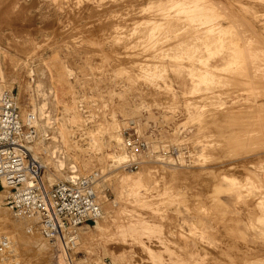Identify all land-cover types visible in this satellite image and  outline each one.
<instances>
[{
    "label": "rangeland",
    "instance_id": "1",
    "mask_svg": "<svg viewBox=\"0 0 264 264\" xmlns=\"http://www.w3.org/2000/svg\"><path fill=\"white\" fill-rule=\"evenodd\" d=\"M0 81L43 178L98 171L104 212L68 258L0 224V264H264V0H0ZM132 119L179 156L122 167Z\"/></svg>",
    "mask_w": 264,
    "mask_h": 264
},
{
    "label": "built area",
    "instance_id": "2",
    "mask_svg": "<svg viewBox=\"0 0 264 264\" xmlns=\"http://www.w3.org/2000/svg\"><path fill=\"white\" fill-rule=\"evenodd\" d=\"M135 129L136 121L132 119L121 130L122 144L129 154L122 164L125 169L137 170L143 160L153 159L156 154L166 159L179 154V148L172 145L154 151L146 136ZM37 137L35 126L23 123L13 90L0 83V182L8 188L7 202L16 214L36 218L47 240L68 245L81 225L101 217V203L94 188L100 175L95 171L48 184L43 178L45 168L31 150ZM8 245V239L0 236V254Z\"/></svg>",
    "mask_w": 264,
    "mask_h": 264
},
{
    "label": "bare ground",
    "instance_id": "3",
    "mask_svg": "<svg viewBox=\"0 0 264 264\" xmlns=\"http://www.w3.org/2000/svg\"><path fill=\"white\" fill-rule=\"evenodd\" d=\"M124 3V2H123ZM178 9V8H177ZM141 11V10H140ZM184 12V11H183ZM172 14V13H171ZM187 14V13H186ZM174 15H175V13H174ZM197 15V14H196ZM193 16V15H192ZM183 20V19H182ZM173 23V22H172ZM188 25V24H187ZM180 26V25H179ZM147 28V27H146ZM184 28V27H183ZM145 29V28H144ZM152 30V29H151ZM162 30V29H161ZM169 30V29H168ZM194 35V34H193ZM247 61V60H246ZM41 80V79H40ZM42 81H44V80H42ZM47 81V80H46ZM49 81V80H48ZM0 83H1V85L3 86V88H6V89H8V90H10L11 88H9V86L7 85V84H4L3 82H1L0 81ZM42 84V83H41ZM56 85V84H55ZM23 88V87H22ZM57 88V87H56ZM42 89H43V87H42ZM55 91V90H54ZM40 93V92H39ZM43 93V92H42ZM54 93H56V92H54ZM38 94V93H37ZM54 95V94H53ZM57 94H55V96H56ZM18 97H21L20 95H18ZM53 97V96H52ZM15 99H16V97H15ZM18 99V98H17ZM50 99V98H49ZM20 100V99H19ZM51 100V99H50ZM49 100V101H50ZM51 102V101H50ZM16 104H17V102H16ZM17 106H18V104H17ZM42 106V105H41ZM20 107V106H19ZM24 108V107H23ZM21 110V109H20ZM20 110H19V112H20ZM43 112V111H42ZM53 114V113H52ZM20 116H21V113H20ZM27 116V115H26ZM43 117H44V115L42 116V120H43ZM27 118V117H26ZM54 119H55V117H53ZM22 119V118H21ZM53 119V120H54ZM42 120H40L39 119V122H40V124L42 125V129H43V132H44V130H46L44 133H45V135L46 136H44V137H42V138H44V139H48L50 136H51V134L49 133V131H48V125H49V123H48V121H46V120H44V121H42ZM23 121V120H22ZM43 123H42V122ZM54 122H55V120H54ZM56 123V122H55ZM34 125H35V123H34ZM36 125L38 126V123H36ZM57 125V124H56ZM36 128V127H35ZM54 128H55V126H54ZM41 129V130H42ZM56 131H57V129H55ZM36 131H37V133H40V132H38L39 130L36 128ZM42 134V133H41ZM49 134H50V136H49ZM117 135V134H116ZM39 137V136H38ZM41 138V137H40ZM149 141H151V139H150V137L148 136V137H146ZM50 140V139H49ZM119 141V140H118ZM43 142H45V141H43ZM48 142V144L50 145V143H49V141H47ZM121 145H120V148H121V151H120V154H119V156H117V157H119V159H118V161L120 162V161H123L124 160V158H125V156H126V161H127V159L129 158V154L127 153V150L125 149V147L123 146V144H122V133H121V143H120ZM44 146V143H42V140H40V142L39 143H37V148L39 149V148H41V147H43ZM158 147V146H157ZM44 148V147H43ZM45 149V148H44ZM153 149H157L156 148V145H153ZM165 149H166V147H165ZM50 150V153H51V155H52V151H51V149H49ZM57 150V149H56ZM34 151V150H33ZM45 151V150H44ZM35 152V151H34ZM63 152V151H62ZM125 154H124V153ZM45 153V152H44ZM48 153V152H47ZM50 155V154H49ZM179 156V154L176 156V157H178ZM59 157V156H58ZM175 157V158H176ZM156 161L157 160H159V161H163V160H165L166 158H164V156H161V155H159V154H156ZM64 159H66V158H64ZM169 159H171V160H173V158H169ZM168 159V160H169ZM51 160V159H50ZM167 160V159H166ZM176 160V159H175ZM126 161H124V163L126 162ZM149 161V160H148ZM147 160H143L142 162H141V166H140V168L144 165V164H147V163H150V162H148ZM53 162V161H52ZM59 162V161H58ZM62 162V161H61ZM66 163V162H65ZM45 166V165H44ZM65 167V166H64ZM68 167V166H67ZM81 170H80V168L77 166V165H75V164H71V166L69 167V172H67V175H66V179H69V180H74V179H76L77 177H79L80 175H81V172H80ZM132 177V176H131ZM136 177V176H135ZM124 180H125V178H124ZM131 184V183H130ZM134 185V184H133ZM95 190H96V185H95ZM7 190H8V188H7V186L3 183V182H0V224L1 225H9V226H14V227H16L17 228V230L19 231L20 230V227H21V224H23V222H25L26 223V226H28V224H29V226H30V228L32 227V223L34 222V220L36 219V218H33V217H29V218H27V217H24V216H21V215H18V214H16L12 209H11V211L13 212V214L14 215H16V216H18V217H20V218H14V217H12V215H11V213L8 211V209H7V207H6V203L4 202V195L5 194H7ZM96 193H97V190H96ZM98 197V196H97ZM98 200H99V202L101 203V205H102V203L103 202H101L100 201V199L98 198ZM103 200V199H102ZM11 208V207H10ZM101 209H102V206H101ZM105 209V208H104ZM103 210H102V214H101V217L100 218H102V216H103ZM24 218V220H21V219H23ZM26 218V219H25ZM100 218H98V219H96L95 221H97V220H99ZM98 222V224H99V221H97ZM35 224V223H34ZM80 228V227H79ZM79 228L77 229V231H76V234H75V237L72 239V241L70 242V244H68V245H63L61 242H56V243H53L52 242V244H54V246L55 247H57V246H59V247H61V248H63L62 249V254L63 255H65V254H67V251L66 250H68L69 248H71V249H74V245H75V243L77 242V239H78V234H79ZM32 230H34L33 229V227L31 228ZM3 233V232H2ZM25 234H27L28 235V237L30 238V239H32L33 240V242H34V244H35V248L37 249V250H39L40 252H41V250H43V249H45V244L43 243V241L41 240V239H38L39 238V234H37L35 231H34V236H32L31 234H29L28 232L27 233H25ZM41 234V233H40ZM42 235V234H41ZM84 236V233H82V236H80L81 238H80V240L82 239V237ZM43 237V236H42ZM43 238H45V237H43ZM46 239V238H45ZM47 240V239H46ZM67 246V247H66ZM66 249V250H65ZM61 254V255H62ZM66 256V255H65ZM67 257V256H66ZM68 258V257H67ZM32 264H35V263H32Z\"/></svg>",
    "mask_w": 264,
    "mask_h": 264
}]
</instances>
